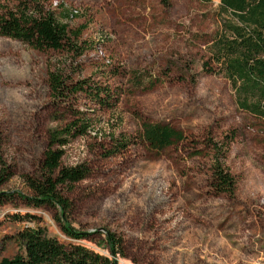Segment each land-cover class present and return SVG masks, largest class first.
<instances>
[{
	"label": "rangeland",
	"instance_id": "374dc122",
	"mask_svg": "<svg viewBox=\"0 0 264 264\" xmlns=\"http://www.w3.org/2000/svg\"><path fill=\"white\" fill-rule=\"evenodd\" d=\"M54 1L77 10L67 23L81 29V54L36 50L0 35V168L8 172L0 192L27 191L21 175L38 171L49 131L69 119L46 82L47 71L59 66L67 79L118 93L112 108L83 92L73 105L90 109L93 118L84 135L63 147L61 159L62 166L84 163L90 170L62 189L71 202L69 224L90 234L81 243L116 264H264V119L238 108L228 80L201 66L219 27V0L46 5ZM148 76L160 81L150 89L135 85ZM145 120L168 123L195 142L148 150L138 139ZM122 137L131 142L112 153ZM209 139L224 151L220 162L233 177L232 195L209 186L214 151L202 143ZM195 149L203 153L189 156ZM26 213L35 219L23 221ZM54 214L17 198L0 204V257L22 252L15 236L25 226H42L69 242ZM105 232L120 238L122 254L104 247Z\"/></svg>",
	"mask_w": 264,
	"mask_h": 264
},
{
	"label": "trees",
	"instance_id": "16d2710c",
	"mask_svg": "<svg viewBox=\"0 0 264 264\" xmlns=\"http://www.w3.org/2000/svg\"><path fill=\"white\" fill-rule=\"evenodd\" d=\"M201 1L206 3L210 0ZM160 2L169 5V0ZM70 17L71 10L61 3L51 7L46 5V0H10L0 3V35L36 50L52 49L79 55L84 50V45H78L81 29L69 28L67 20ZM217 19L219 27L206 44L202 69L210 74L221 73L234 91L237 107L264 119V0H219ZM46 77L51 98L66 111L62 117L67 115L69 119L49 131L38 171L21 175L27 191L0 192V204L17 198L27 207L54 208V221L70 241H60L42 226H25L15 236L22 252L12 257H0V264H116L108 254L81 243L89 240L90 234L69 224L71 202L63 195L62 189L86 178L90 170L84 163L62 166L61 159L63 147L75 137L84 135L92 125L91 110L73 106L78 93H85L100 108L114 107L118 93H111L109 87L102 83L91 85L86 79H67L59 66L49 69ZM133 77L138 78L135 73ZM159 81L158 77L148 76L135 85L150 89ZM114 97L111 103L110 99ZM138 139L148 150L155 152L180 142H195L168 123L148 120L141 122ZM130 142L128 138H120L112 153ZM202 143L214 151L209 186L216 194L232 195L234 180L220 162L224 153L222 147L211 139ZM202 153L201 149H195L189 156ZM7 178V170L1 167L0 183ZM21 219L32 221L35 216L26 213ZM103 243L111 255L122 254V242L114 233L105 232Z\"/></svg>",
	"mask_w": 264,
	"mask_h": 264
},
{
	"label": "built area",
	"instance_id": "2783aa9c",
	"mask_svg": "<svg viewBox=\"0 0 264 264\" xmlns=\"http://www.w3.org/2000/svg\"><path fill=\"white\" fill-rule=\"evenodd\" d=\"M57 2L54 1L53 6H56ZM77 13L76 9H71V16ZM99 52V51H98ZM100 53V52H99Z\"/></svg>",
	"mask_w": 264,
	"mask_h": 264
}]
</instances>
